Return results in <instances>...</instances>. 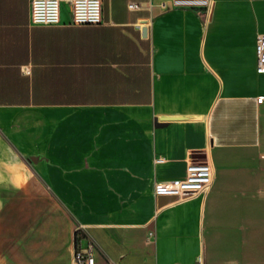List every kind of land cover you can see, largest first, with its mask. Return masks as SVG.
<instances>
[{"label": "crops", "instance_id": "crops-1", "mask_svg": "<svg viewBox=\"0 0 264 264\" xmlns=\"http://www.w3.org/2000/svg\"><path fill=\"white\" fill-rule=\"evenodd\" d=\"M101 1L0 0V264H74L76 232L96 264H264V0ZM205 157V198L155 196Z\"/></svg>", "mask_w": 264, "mask_h": 264}, {"label": "built area", "instance_id": "built-area-1", "mask_svg": "<svg viewBox=\"0 0 264 264\" xmlns=\"http://www.w3.org/2000/svg\"><path fill=\"white\" fill-rule=\"evenodd\" d=\"M163 10L197 9L203 14V21L208 23L213 10V0H166L159 4ZM131 9L140 5L131 3ZM72 23L74 25H100L103 22L101 0H71ZM31 19L35 25L55 26L61 23V0H31ZM257 72L264 73V35L256 40ZM257 103H264V96L257 98ZM161 162V160H157ZM215 182L214 167L208 157L190 158L186 165L185 177L181 180L160 182L155 185L156 197H172L175 202H184L195 197L205 198ZM74 264H96L94 245L76 249ZM194 264H204L198 258Z\"/></svg>", "mask_w": 264, "mask_h": 264}, {"label": "trees", "instance_id": "trees-1", "mask_svg": "<svg viewBox=\"0 0 264 264\" xmlns=\"http://www.w3.org/2000/svg\"><path fill=\"white\" fill-rule=\"evenodd\" d=\"M83 235H81L79 232H76L75 235V243H76V249L80 247V241L83 239Z\"/></svg>", "mask_w": 264, "mask_h": 264}, {"label": "water", "instance_id": "water-1", "mask_svg": "<svg viewBox=\"0 0 264 264\" xmlns=\"http://www.w3.org/2000/svg\"><path fill=\"white\" fill-rule=\"evenodd\" d=\"M142 31H143V35L146 36V29L144 28ZM173 200H175V198H172L171 201H173Z\"/></svg>", "mask_w": 264, "mask_h": 264}]
</instances>
